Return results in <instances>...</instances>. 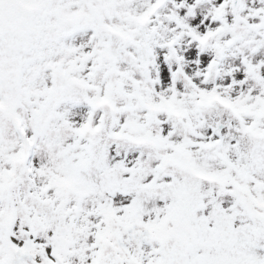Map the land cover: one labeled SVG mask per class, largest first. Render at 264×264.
<instances>
[{"label":"snow or ice","instance_id":"1","mask_svg":"<svg viewBox=\"0 0 264 264\" xmlns=\"http://www.w3.org/2000/svg\"><path fill=\"white\" fill-rule=\"evenodd\" d=\"M0 264H264V0H0Z\"/></svg>","mask_w":264,"mask_h":264}]
</instances>
